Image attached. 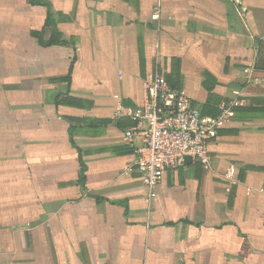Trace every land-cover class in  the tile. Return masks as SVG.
Returning a JSON list of instances; mask_svg holds the SVG:
<instances>
[{
	"label": "crops",
	"instance_id": "obj_1",
	"mask_svg": "<svg viewBox=\"0 0 264 264\" xmlns=\"http://www.w3.org/2000/svg\"><path fill=\"white\" fill-rule=\"evenodd\" d=\"M155 71L241 104L148 198L123 135ZM0 264H264V0H0Z\"/></svg>",
	"mask_w": 264,
	"mask_h": 264
},
{
	"label": "built area",
	"instance_id": "obj_2",
	"mask_svg": "<svg viewBox=\"0 0 264 264\" xmlns=\"http://www.w3.org/2000/svg\"><path fill=\"white\" fill-rule=\"evenodd\" d=\"M151 18L158 20L157 12ZM142 89V106L130 114L134 124L124 132L123 142L133 144L135 138L141 140L134 150L136 160L132 167L141 175L150 198L161 173L184 165L187 157L204 170L210 168L209 141L219 127L230 121L233 109L241 102L221 106L215 118H207L191 105L183 90L171 88L157 71L147 77Z\"/></svg>",
	"mask_w": 264,
	"mask_h": 264
},
{
	"label": "water",
	"instance_id": "obj_3",
	"mask_svg": "<svg viewBox=\"0 0 264 264\" xmlns=\"http://www.w3.org/2000/svg\"><path fill=\"white\" fill-rule=\"evenodd\" d=\"M191 161H192L191 158H188V157H187V158L185 159V162H186V163H190Z\"/></svg>",
	"mask_w": 264,
	"mask_h": 264
},
{
	"label": "trees",
	"instance_id": "obj_4",
	"mask_svg": "<svg viewBox=\"0 0 264 264\" xmlns=\"http://www.w3.org/2000/svg\"><path fill=\"white\" fill-rule=\"evenodd\" d=\"M203 114V113H202Z\"/></svg>",
	"mask_w": 264,
	"mask_h": 264
}]
</instances>
